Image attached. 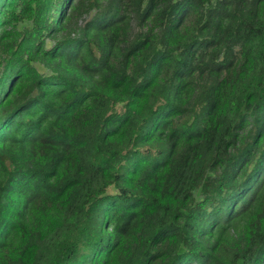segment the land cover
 I'll return each instance as SVG.
<instances>
[{
    "label": "trees",
    "instance_id": "obj_1",
    "mask_svg": "<svg viewBox=\"0 0 264 264\" xmlns=\"http://www.w3.org/2000/svg\"><path fill=\"white\" fill-rule=\"evenodd\" d=\"M0 264H264V0H0Z\"/></svg>",
    "mask_w": 264,
    "mask_h": 264
},
{
    "label": "rangeland",
    "instance_id": "obj_2",
    "mask_svg": "<svg viewBox=\"0 0 264 264\" xmlns=\"http://www.w3.org/2000/svg\"><path fill=\"white\" fill-rule=\"evenodd\" d=\"M93 15V13H90V14H88V15H85V16H83L82 17V20H81V24L80 23H78V28H80L81 26H83L84 24H85V22H84V20L86 21V20H89L90 18H91V16ZM22 25H19V27H21ZM27 25H24L23 27H26ZM29 26V25H28ZM75 35V33L73 34L72 33V36H74ZM47 47H51L52 45H53V43L52 42H50V41H48L47 43ZM36 69L40 72V73H47V70L46 69H44L42 66H40V65H37L36 64Z\"/></svg>",
    "mask_w": 264,
    "mask_h": 264
}]
</instances>
